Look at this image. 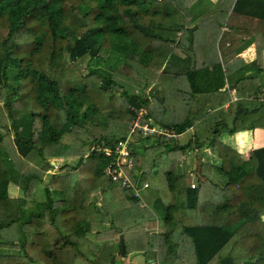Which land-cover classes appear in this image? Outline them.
Returning <instances> with one entry per match:
<instances>
[{"label": "trees", "instance_id": "1", "mask_svg": "<svg viewBox=\"0 0 264 264\" xmlns=\"http://www.w3.org/2000/svg\"><path fill=\"white\" fill-rule=\"evenodd\" d=\"M204 1L0 0V249L14 251L0 264H123L129 253L146 264H264V147L230 165L236 151L220 140L264 128V87L249 97L236 78L233 100L220 89L241 64L238 46L264 52V0ZM110 52L105 77L91 65ZM158 85L145 118L176 137L132 150L123 186L104 149ZM204 148L219 166L201 163ZM190 150L194 187L177 170ZM36 188L43 199L27 207Z\"/></svg>", "mask_w": 264, "mask_h": 264}, {"label": "rangeland", "instance_id": "2", "mask_svg": "<svg viewBox=\"0 0 264 264\" xmlns=\"http://www.w3.org/2000/svg\"><path fill=\"white\" fill-rule=\"evenodd\" d=\"M209 1V0H208ZM201 2H206L204 0H201ZM215 0H210L209 3H214ZM180 9V8H179ZM246 46H250L252 47L253 44L246 40L241 46H238L240 49H238V51H240L241 49L242 52H240V55H242V57H244L246 59V61L248 62V67L245 68L244 70H249L251 73L253 74H257V70L255 69V62H254V59L256 57V59H258L257 57L259 56V64L261 65L260 67L261 68H264V58L262 57V51L258 52L260 54H256L257 51L254 47V52H253V57H251L248 52H247V49H246ZM111 52L107 55L105 61H100V60H93L92 61V67L99 73L101 74L102 76H108L110 73H111V65H113V63L116 62V58L110 56ZM257 55V56H256ZM107 62V63H105ZM110 63V64H109ZM243 63H246V62H243ZM247 71V73L249 72ZM260 73V72H259ZM239 75H232L231 77H226L225 81H223V84H224V88L226 89H229L231 88V85L234 83L235 79L236 78H240L238 77ZM260 77L259 78V84H260V87H264V77H263V74L260 73L259 75ZM245 77H248V76H245ZM243 79H245L244 77H242ZM248 85V83H246L244 81V92L246 91L245 90V86ZM256 85V83H255ZM262 88H260V91H262ZM248 90H251L250 88H247ZM163 88L161 86H152V88L149 90V93L147 95V100L146 102L144 103H141L142 105V108L144 110V112L146 113V108L148 107L149 105V102L152 100V95L157 97V98H160L161 97V92H163ZM229 94L231 95V97L233 98L234 97V94H232L231 92V89L228 90ZM99 119H102L101 117H99ZM149 121L151 123H153V121L151 119H149ZM154 127H157L155 123H153ZM130 126V125H129ZM18 128H21L22 130V127H18ZM129 129V127H128ZM189 129V128H188ZM186 131V130H185ZM189 132H185L183 135L181 134L182 137L179 138V136L177 137V141L178 143H184L186 141V139L188 138ZM12 135V134H11ZM127 135V138L134 142L132 144H130V150H137L138 153H140L144 147H147L149 146L153 139L156 137V134H153L152 136H141L140 134H137L135 133L134 135H130L129 133L126 134ZM166 137H169L167 135H165ZM230 142V141H228ZM200 161L202 164H205V165H210V166H219L220 165V160L217 158L216 156V152L215 150L212 151L211 149H208V148H204V151L201 152V156H200ZM131 164H132V161H131ZM177 170L178 171H182L183 173H185V179L187 181V184L190 185V183H193V185H195L197 183V179H201V176L199 177V170H198V165L196 163V160H195V156L194 154L192 153V151L190 150L185 152L184 154H182L180 156V159H179V164L177 165ZM47 173H50L49 171ZM214 172H211V176H214ZM116 177H118V175L116 174ZM7 194L8 196H17L20 194V190L14 186L13 184H8V187H7ZM94 197L96 196L97 199H96V203L99 204V197L97 196V192H92L89 194V199L91 197ZM43 199V196H42V193L40 191L39 188H36L34 190V193H33V200L32 201H27L26 202V206H32L33 203H35L36 201H41ZM87 199V201L89 200ZM153 201V195H152V192L147 188H143L141 189V202L142 204L141 205H144V206H149L151 207V203ZM260 219L262 221H264V219L261 218L260 216ZM95 227L93 226L92 229H94ZM163 231L162 230V226H161V221L158 220V224L157 226L155 227V229L153 230L152 234H154L156 236V233L158 232H161ZM151 234V233H149ZM152 240H150V245L153 246V248L155 247V237H152L150 238ZM1 253H5V252H11L13 253L14 251L13 250H10V249H7V248H2L0 249ZM89 253L92 255V251L88 250ZM122 257H120L119 255H115V259L117 260H120ZM123 259V258H122ZM254 259V258H252ZM146 264V261L144 259V256L141 255L140 253H129L128 256H126L123 260V264Z\"/></svg>", "mask_w": 264, "mask_h": 264}, {"label": "crops", "instance_id": "3", "mask_svg": "<svg viewBox=\"0 0 264 264\" xmlns=\"http://www.w3.org/2000/svg\"><path fill=\"white\" fill-rule=\"evenodd\" d=\"M253 46L252 47L246 46L247 52L251 57H253V52H254ZM238 49H240V48H237L236 52H237L238 58H240V60H241V64L234 71H232L230 74L224 75L223 81H225L226 77L228 78V77H231L232 75H236V76L239 75L238 77H241V78L244 77L245 78L244 81L246 83H248V85L245 86L246 91L244 92V94L251 97L252 93L256 89H258V91H259L260 88H262V87H260L259 78L256 74L251 73L249 70H244L247 67L244 66L243 62H246V65H247V63L249 61L247 62L246 59L244 57H242V55H240V52H242L243 49H241L240 51H238ZM262 57L264 58V52L263 51H262ZM247 71H249V72L247 73ZM245 76H248V77H245ZM255 83H256V85H255ZM232 85H231V88H229V89H231L232 94H234V97L233 98L231 97V99L233 100L236 98V95L234 93V89L232 88ZM223 86H224V84H223ZM223 86H222V88H220L221 90L225 89ZM247 88H250V89L252 88V89L248 90ZM229 89H227V90H229ZM224 108H225V106L223 107V109ZM185 132H189L188 134L190 136L192 133L191 127L189 129L187 128L186 131H184V133ZM184 133H182V135ZM180 137H182L181 134H180L179 138ZM220 140H221V142L227 144L229 147L235 149L236 155L229 160V164L230 165H236L242 161H245L249 158H252L253 157V153H252L253 149L264 147V128H258L257 127L254 129L236 132L233 134H226V135L221 136ZM228 141H230V142H228ZM132 143H134V142H132ZM180 144H183V143H180ZM236 157H238L239 159H237V161L234 162L233 159ZM143 188H145V187H142L141 189H143ZM262 218L264 219V214H263ZM117 261H119V260L117 259ZM130 264H132V263H130Z\"/></svg>", "mask_w": 264, "mask_h": 264}, {"label": "built area", "instance_id": "4", "mask_svg": "<svg viewBox=\"0 0 264 264\" xmlns=\"http://www.w3.org/2000/svg\"><path fill=\"white\" fill-rule=\"evenodd\" d=\"M154 124H152L148 118H145V112L143 108H139L135 110V118L131 121L128 133L130 135H134L135 133L140 134L141 136H152L153 134H156L157 136H164L167 139L170 138H175L176 135L165 129L164 127L158 126L154 127ZM165 135L169 136L166 137ZM132 141H130L127 138V135L124 139L118 140L116 144L114 145L113 149H104L105 154L110 155L112 154L113 158V163L118 167V168H113L109 169L106 168V173L111 176L112 179L115 178H120L121 180V185L127 186L129 185L127 178L123 173L120 171V166L121 165H126L128 167L131 166V150H130V144ZM116 174L118 177H116ZM146 184H143L142 187H145ZM190 187H194L193 183H190ZM141 187V188H142Z\"/></svg>", "mask_w": 264, "mask_h": 264}, {"label": "water", "instance_id": "5", "mask_svg": "<svg viewBox=\"0 0 264 264\" xmlns=\"http://www.w3.org/2000/svg\"><path fill=\"white\" fill-rule=\"evenodd\" d=\"M118 244H119L120 251L123 252L124 251V247H123V240H122V236L121 235L118 236Z\"/></svg>", "mask_w": 264, "mask_h": 264}]
</instances>
